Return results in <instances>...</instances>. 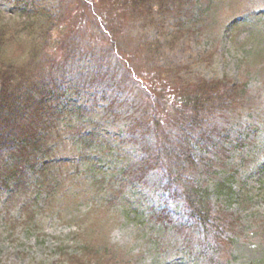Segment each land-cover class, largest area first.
I'll return each instance as SVG.
<instances>
[{
	"label": "rangeland",
	"instance_id": "1",
	"mask_svg": "<svg viewBox=\"0 0 264 264\" xmlns=\"http://www.w3.org/2000/svg\"><path fill=\"white\" fill-rule=\"evenodd\" d=\"M103 1L116 9L114 0ZM29 3L21 16L7 0H0V10L11 23H36L32 28L46 27V16L53 19L57 42L45 47L65 64L63 84L76 90L59 101L62 112L50 129V152L39 174L26 173L24 191L0 185V264H73L75 257L82 264H264V0H200L193 6V26L186 25L188 35L155 57L143 46L161 37L158 25L139 21L137 28L126 24V17L120 22L97 9L100 0ZM165 26L169 32L172 21ZM111 27L124 54L112 48ZM11 39L7 56L16 64L28 63L32 42L25 33ZM65 55L70 56L66 61ZM83 77L103 86L80 85ZM222 77L247 81L248 94L215 125L220 135L226 123L242 125L233 133L243 141L237 144L232 134L231 144L221 149L196 148L194 168L173 171L177 188L171 192L163 169L143 181L126 180L125 164L140 156L127 134V120L143 117L147 105L161 129L174 127L158 100L176 97L197 78ZM112 98H118L110 107L118 116L111 114L114 121L105 109ZM44 176L50 186L39 182ZM192 182L210 193L207 223L192 221L177 196L178 187ZM216 183L227 189L219 193ZM164 208L167 212H158Z\"/></svg>",
	"mask_w": 264,
	"mask_h": 264
},
{
	"label": "trees",
	"instance_id": "2",
	"mask_svg": "<svg viewBox=\"0 0 264 264\" xmlns=\"http://www.w3.org/2000/svg\"><path fill=\"white\" fill-rule=\"evenodd\" d=\"M98 1L95 0V3L98 4ZM100 1L102 6L98 7L97 5V9H105L108 11L105 12L107 16L115 17L120 22L123 21V17H126V24L133 22L137 28L140 26L139 21L143 26L158 25L161 37L145 41L146 44L142 45L150 57L160 55L166 48L174 49L178 42L188 35L185 31L186 25L189 22L190 26H193L192 23L195 20L196 12L193 6L195 4L200 6V0H190V2L188 0H114L116 9L110 7L111 10L106 7L107 1ZM7 2L14 6L20 16L31 5L29 0H7ZM77 4L82 9L83 6L81 7L79 2ZM39 11L42 15L47 14L43 9H39ZM168 20L172 21V28L166 32L165 24ZM45 21H47L46 27L39 25L36 28H32L36 25L34 22L11 23L0 10V185L2 187L13 185L15 190L24 191L28 183L26 173L39 174L38 167L41 160L50 152L48 148L50 129L53 126L55 129V125H53L55 118L61 115L59 112H62L58 109L59 101L66 93L76 90L75 87L63 84L65 73L60 72L65 67L63 60L56 61L50 57V52L46 50V44H55L57 40L52 37L55 22L50 16H46ZM120 22L117 24L121 25ZM109 30H111L110 34L111 32L118 33L113 27ZM75 32L77 34V29ZM21 33H25L33 45L29 51L31 54L29 58L32 59H28L29 62L26 64H16L12 62L13 59L7 56L11 38ZM63 36L59 38L58 42L62 40ZM75 39L77 38L74 37ZM109 39L113 45L112 48L118 54L125 53L118 35L111 34ZM67 43L71 44L72 42ZM67 56L70 57L65 55L64 61L67 60ZM95 62L102 64L104 59L101 62L98 60ZM99 72H101L100 69ZM80 80L82 81L80 85L85 87L92 84L95 89L100 90L103 86L100 80H93L92 83L88 77H83V80ZM246 83L247 81H244L239 84L237 80L234 81L228 77L211 80L197 78L192 83L191 89L181 93L176 92L177 96L174 98V94H172L164 96L162 98L164 101L159 99L160 111H163V114L169 120L171 119L172 123H175H171L174 127L161 129L159 118L154 109L147 105L143 117H138V114L131 120L127 117L126 119H129L127 120V134L132 137L130 141L140 151V156L125 164L122 170L125 179L132 184L134 181H143L146 175L155 169H163L164 179L168 185L167 190L171 192L173 186L176 187L173 182V171L194 168L196 158H198L196 148H201L202 152H209L208 149L211 147L221 149V145L231 144L228 138H231L232 134L233 137H237L239 142L237 144H240L243 141L241 134L233 132L235 128L241 130L242 125L239 124V127H236L232 123H226L227 127L221 130L223 137L215 125L221 118L225 121L227 119L225 111L227 113L229 109V111L236 110L243 97L248 94ZM166 91L163 90L165 93ZM114 95L116 94L114 93ZM116 101L118 98H112L105 106L112 120L117 119L113 117L117 116L115 111L110 109ZM241 105H245V103ZM187 108L189 112L186 110ZM112 113L113 116H111ZM218 133L219 136H217ZM84 139L92 141L90 135ZM79 142L81 144L82 141ZM83 147L86 148V146ZM43 167L44 164L41 168ZM42 180L39 182L50 186L51 180L46 176ZM192 183L185 184V187H178L177 196L185 204V209L191 212L190 219L192 221L200 224L207 223L211 211L208 200L210 193ZM216 187L219 193L227 189L222 183H216ZM230 188L228 187V190ZM227 192L231 193V191ZM158 212L163 213L167 210L164 208ZM158 212L156 216H158ZM210 245L209 242L206 243L208 248ZM72 263L82 264L83 261L75 257Z\"/></svg>",
	"mask_w": 264,
	"mask_h": 264
}]
</instances>
